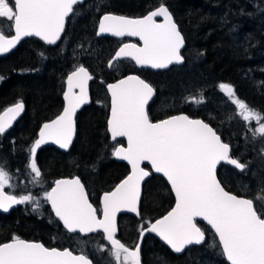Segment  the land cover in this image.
I'll list each match as a JSON object with an SVG mask.
<instances>
[{
    "label": "snow or ice",
    "instance_id": "snow-or-ice-1",
    "mask_svg": "<svg viewBox=\"0 0 264 264\" xmlns=\"http://www.w3.org/2000/svg\"><path fill=\"white\" fill-rule=\"evenodd\" d=\"M83 3L84 0H0V54L14 49L25 37H38L47 44H56L65 33L66 20L76 11L74 6ZM158 17L162 22L157 21ZM101 34L137 36L143 42L142 46L123 44L119 47L108 62L109 68H114L122 59H131L141 67L164 69L184 59L181 49L185 37L164 0L140 18L103 15L97 31V35ZM3 79L0 76V80ZM93 79L83 65L76 66L67 76L63 111L43 124L30 148L27 167L34 174L35 182L42 177L37 150L49 141L61 149L69 148L75 133L74 117L77 110L89 102L88 86ZM106 87L110 95L107 131L113 141L117 138L127 141L126 146H114L112 155L127 161L131 171L103 193L99 209L90 202L79 177L56 180L42 198L51 205L64 228L70 233L102 229L104 239L111 243L110 255L116 264H141L140 244L130 249L116 238L117 214L127 211L140 215L141 182L152 174L141 165L148 162L151 170L167 179L175 195V206L161 218L148 222L150 226L141 225V237L145 232L155 233L175 253H181L188 246L206 243V232L210 230L218 237V242L210 247H219L229 264H264V177L258 180L255 191L244 185V195L226 190L224 182L218 178V165L224 162L244 172L250 162L242 163L238 157L230 155V144L223 142L209 123L183 113L163 119L152 116L150 102H156V89L139 75H127ZM219 88L230 99L235 97L230 84L221 83ZM191 99L197 100L196 97ZM197 102H203L202 98ZM233 103L245 121L255 120L259 125L253 129L254 136L264 137V114L249 108L242 100L233 99ZM24 107L23 101H19L5 109L0 115V134L11 126ZM261 154L264 155V149ZM10 179L9 172L0 166V210L8 212L13 205L25 203H31L33 211L42 206L31 194L16 196L5 192V187H14ZM99 214L102 219L98 218ZM197 218L210 229L199 226ZM0 264L93 262L87 255H76L69 248L48 247L14 234L10 241L0 243Z\"/></svg>",
    "mask_w": 264,
    "mask_h": 264
},
{
    "label": "trees",
    "instance_id": "trees-1",
    "mask_svg": "<svg viewBox=\"0 0 264 264\" xmlns=\"http://www.w3.org/2000/svg\"><path fill=\"white\" fill-rule=\"evenodd\" d=\"M159 3L160 0H86L83 5L74 6L76 11L66 20L65 33L55 46L44 47L37 39L30 38L20 41L12 51L1 56L0 76L4 79L0 80V110L19 101H23L25 107L14 123L0 134V157L7 162H14L25 156V148L33 143L39 125L60 111L66 74L76 66L83 65L94 76L91 82L95 81L101 91L105 83L126 74L141 76L156 89V102H150L152 116L162 119L168 115L184 113L191 118L202 119L217 130L223 142L230 144V155L242 160L244 156H241L238 146L234 147L230 139L225 137L222 124L215 120L218 107L205 102L202 107L191 110L185 106L178 107L175 102L184 94L183 82L189 77L184 76L185 70L196 67L203 74L215 76V82L230 84L236 97L245 98L264 114V3L260 0H164L185 37L181 50L183 62L156 72L136 69L126 60H120L116 62L115 68H109L107 62L118 40L95 37L98 17L103 13L138 17ZM101 4L106 6L100 7ZM99 8L101 13L97 14ZM69 43L76 44L77 48L73 51L65 50ZM194 60L201 62L194 65ZM248 76L250 79L247 80ZM203 95L204 91H201V94L193 97ZM100 100L95 99L91 93L89 104L76 113L73 142L65 153L50 146L37 150V163L45 179L76 175L84 183V174L79 169L83 166L92 174L95 173L94 179L102 191L119 180L116 176L117 168L110 165L113 164L110 160L113 144L109 143L105 132L107 105ZM170 103L173 105L164 108ZM74 158L77 160L76 166L66 164L68 159L75 164ZM218 172V178L222 179L226 190L238 195L245 194L240 187V184L245 183L240 180V184H237V177L242 172L225 165H219ZM89 200L94 203L93 199ZM171 204L172 198L164 182L159 177L150 176L142 187L138 218L122 216L117 219V239L127 245L123 239L125 230L129 239L136 241L137 227L163 214ZM44 210L46 213L42 220L50 231L62 229L56 220H52L46 203ZM14 213V217L0 214V243L9 240L14 234L22 239L36 240L35 235L44 230V225L43 229L40 225L42 221H36L25 212ZM206 240L201 246L187 248L176 256L154 237L145 234L140 244V255L144 258L149 248L152 253L164 259L166 264H189L187 252L207 247L216 263L227 264L219 247H210L216 242L210 230L206 232ZM101 242L106 246L103 240ZM90 259L95 262L93 257ZM143 263L147 264V261L144 259Z\"/></svg>",
    "mask_w": 264,
    "mask_h": 264
},
{
    "label": "rangeland",
    "instance_id": "rangeland-1",
    "mask_svg": "<svg viewBox=\"0 0 264 264\" xmlns=\"http://www.w3.org/2000/svg\"><path fill=\"white\" fill-rule=\"evenodd\" d=\"M264 3V0H260ZM106 5H100V7H103ZM101 13V8L98 9L97 14ZM70 43L66 46L65 50H74L77 48L76 44L72 43L70 45V48L68 49ZM65 47V46H64ZM63 47V48H64ZM83 48V47H78ZM83 49H86L83 48ZM84 51V50H83ZM201 62L200 60H194V65ZM191 67V66H189ZM115 68V67H114ZM184 76H189L187 81L183 82L184 84V94L181 95L182 98H178V100L175 102L178 107H188L191 110H194L195 108L202 107V105L207 102L208 104H212L214 107H218V113L215 116V120L218 123L222 124L223 129L225 130V137H228L234 147L238 146V151H240L243 163L244 162H250L248 168L240 173L241 176H238L237 184L240 180H242L245 184L249 185L251 191H255L256 185L258 180L261 177H264V155L261 154V149H264V137H260L258 134L254 136L253 129H256L259 127L257 122L255 120L245 121L242 116L239 114L240 109L237 107L235 103H233V99H239L242 100L245 104L249 106V108L255 109L257 112H260L263 114L260 110L255 108L248 102L245 98H238L235 97L230 99L228 96L224 95L222 92L219 91V85L220 83L215 82L217 79L215 76L211 74H203L200 70H198L196 67H192L188 70H185ZM183 76V77H184ZM182 77V78H183ZM181 78V79H182ZM246 79H250V76L246 77ZM213 83L215 85H213ZM201 86V87H199ZM92 91L95 99H102L100 100L102 103L104 102V96L102 91L100 90V87L98 84L94 81L92 85ZM201 91H204V95L197 98L196 101H193L191 98L194 95L201 94ZM186 94H190L189 97H186ZM243 96H245L243 94ZM202 98L203 102H197ZM173 104L166 105L164 108L168 106H172ZM172 108V107H171ZM216 111V110H215ZM218 130H221L220 126H217ZM236 139V140H232ZM33 145V143H30L25 148V157L28 161L29 158H31L30 155V148ZM1 149V147H0ZM113 148L110 149V154H112ZM1 155V154H0ZM241 161V162H242ZM75 164H73L69 159L66 164L73 166L77 165V160L74 158ZM0 166H3L6 170L7 168L4 166V158L0 157ZM79 166V165H78ZM77 166V168H78ZM83 166H80L79 169L84 174V184L86 187V190L88 192V195L90 199L96 200L99 193L102 192L97 185L96 180L94 179V174L90 172L87 169H83ZM90 172V173H88ZM81 173V174H82ZM10 184L14 187H5V190L7 193L20 196V195H28L31 194L32 196L36 197L40 200V204L42 205L43 200V193L46 191L49 187L50 180H47L45 178H40L39 182H35V178L33 174H31L30 168H27L23 174L24 178L20 177L17 180V175L14 173H10ZM244 185L240 184V187L243 188ZM243 192V190H241ZM244 193V192H243ZM249 195L251 193H248ZM165 195V194H164ZM27 206H29V213L34 214L38 211L41 212L42 206L38 208L37 210L33 211V205L31 203H25ZM21 204V205H25ZM149 221H146L144 225H146ZM141 229V225L137 227V231L139 232ZM123 234L125 235V238L123 237L124 241L127 242V245H134L135 240H130L125 230L123 231ZM127 235V236H126ZM72 245L77 250L82 251V253L86 255H91L95 262L97 264H116L115 259L110 255V250L107 245L105 246L101 242V236L94 234L83 238L80 237H68ZM11 239V238H10ZM9 239V240H10ZM78 246L80 249H78ZM103 246V250H101V247ZM148 248V247H147ZM207 248V247H206ZM203 248L192 252H187L186 256L188 258L187 263L189 264H218L216 263L212 256L210 255V252L208 249ZM151 250L148 248V250L145 253V259L147 261V264H166L164 262V259L159 258L157 255L152 253Z\"/></svg>",
    "mask_w": 264,
    "mask_h": 264
},
{
    "label": "water",
    "instance_id": "water-1",
    "mask_svg": "<svg viewBox=\"0 0 264 264\" xmlns=\"http://www.w3.org/2000/svg\"><path fill=\"white\" fill-rule=\"evenodd\" d=\"M154 9H155V8H154ZM154 9H152V10H154ZM148 12H149V11H148ZM105 14L119 15V14H114V13H103V14H101V15L98 17L97 22H96V25H95V30H94V35H95V37H111V38H114V39L126 38V39H128V40H131V41H128V42H126V43H122V44H120V45L114 50L112 56H113V55L115 54V52L119 49V47H121L123 44H136V45H138V46H142V45H143V42L140 41L139 37H137V36H127V35H126V36H124V37H116V36H113V35H111V34H101V35H97L98 26H99V20H100V19L102 18V16L105 15ZM146 14H147V12H146L145 14H143L142 16H144V15H146ZM123 16H124V15H123ZM142 16H138V17H130V16H127V17L135 19V18H140V17H142ZM157 19H158V20H157L158 22H162V18H159V17H158ZM30 38H35V39H37L39 42H41V43H42L43 45H45L46 47H53V46L56 45V44H47L45 41L41 40V39L38 38V37H25V38H23L22 40H24V39H30ZM133 41H134V42H133ZM57 42H58V41H57ZM57 42H56V43H57ZM12 50H13V49H11L10 51H12ZM181 50H182V49H181ZM10 51H9V52H10ZM4 54H7V53H4ZM4 54H0V56H1V55H4ZM112 56H111V57H112ZM110 59H111V58H110ZM110 59H109V60H110ZM125 60L130 61V62L134 65L135 68L147 69V70H150V71H153V72L166 70V69L169 68L170 66H177V65L181 64V63H173V64L169 65V67L164 68V69H152V68H150V67H141V66H138V65H136L135 61H133V60H131V59H125ZM108 62H109V61H108ZM108 62H107V66H108ZM72 71H73V70H72ZM72 71H70L69 73H67L66 76H65V78H64V82H63V91H62V94H61L62 106H61V109H60V111L58 112L57 115H59V114L63 111L64 105H65V101H64V96H63V94H64V92L67 90V83H66V81H67V76H68ZM127 75H135V74H132V73H131V74H126V75H124V76H121V77H119V78L113 80L112 82H109V83H115L117 80L122 79V78H124V77L127 76ZM107 84H108V83H106L105 86H104V90H105L106 96H107V98H108V102H107V116H106V119H105V131H106V134H107V136H108V141H109V143H112V142H114V141L112 140L110 133L107 131V120H108L109 115H110V95H109L108 92H107V87H106ZM77 91H78V90H77ZM219 91L222 92L224 95L227 96V94H226L223 90H221L220 88H219ZM88 103H89V102H88ZM88 103L82 105V106L77 110V112H78L81 108L87 106ZM14 104H15V103H14ZM14 104L9 105V106L3 108V109L0 111V115H2V114L4 113L5 109H7V108L13 106ZM21 113H22V112H21ZM21 113H20V114H21ZM179 114H181V113H177V114H173V115H179ZM183 114H184V113H183ZM57 115H55V116H54L53 118H51L50 120H47V121L42 122V123L39 125V127H38V129H37V131H36V136H35L34 141L39 137V131H40V128L43 126V124H44V123H47V122H49V121H51V120H53V119H55ZM19 116H20V115H19ZM19 116H17L14 120H12L11 125L14 123V121H15ZM162 119H163V118H162ZM193 119H199V118H193ZM7 129H8V128H7ZM7 129H6V130H7ZM117 139H121V140L123 141V145L126 146V144H127L126 138H117ZM34 141H33V143H34ZM117 145H119V144H117ZM117 145H115V146H117ZM43 146H50V147H53L54 149H56L57 151H60V152H62V153H64V152L67 151V149H61V148L59 147V145L54 144V143H52L51 141H49V142H47V143L41 145V147H43ZM41 147H40V148H41ZM69 147H70V146H69ZM113 148H114V147H113ZM112 152H113V150H112ZM111 156H112V158H113L114 160L119 161V162H122V163H124V164L127 165V167H128V173L125 175V176H127V175L129 174V172L131 171V166L128 164V162H127V161H124V160H121V159H119V158H117V157H114L112 154H111ZM221 165H225V166H227V167H229V168H232V169L236 170L237 172H241L240 170L235 169L234 166H232V165H228V164H226V163H224V162H222ZM141 166H142V167H145L146 170H150V171H152V174H151L150 176H156V177H159V178L164 182V184L166 185L167 190H168V192H169V194H170V196H171V198H172V204H171V206H170V207H169V208H168L163 214H161L160 216H158V217L154 218L153 220L149 221V222H154L156 219H159V218H161L163 215L167 214V212L170 211L171 208L175 206V195H174V193L171 192V187H170V184L167 182V179H166L165 177H163L162 174H160V173H155L153 170H151V165H150L148 162H143ZM218 166H219V165H218ZM125 176H124V177H125ZM150 176H149V177H146V178L141 182V186H142V184H143L148 178H150ZM74 177H77V176H70V177H60V178H56V179H54V180L51 182V184H50L48 190H49V191L51 190V187L54 186V182H55L56 180H59V179H72V178H74ZM124 177H123V178H124ZM123 178H122V179H123ZM122 179H121V180H122ZM117 183H119V182H117ZM117 183H116V184H117ZM116 184H115V185H116ZM115 185H114V186H115ZM114 186H113V187H114ZM113 187H112V188H113ZM112 188H111V189H112ZM111 189H110V190H111ZM103 193H104V192H102V193L99 195V197H98V209L101 207V200H102ZM15 206H16V205H13L12 208H14ZM47 206H48V208H49V211H50L51 215L57 220V222H58V224L61 226V228H62L64 231H66L67 233H69V234H74V233H70V232H68V231L64 228L62 222L59 221V219L55 216L54 212L52 211V209H51V205L47 203ZM0 213H6V212H4L3 210H0ZM121 215H123V216H124V215H125V216H129V217H132V218H134V219H137V218H138V215H136L135 213H131V212H127V211H122V212L118 213V214H117V218H118V216H121ZM98 218H101V219H102V214H99ZM197 222H199V223L205 225L206 227H208V229H210V226H207L206 222L202 221L201 218H197ZM145 226H150V223H147ZM210 232L213 234V236H214L216 242H218V237H215V234H214L213 231H210ZM95 233H99V234L101 235L102 240L104 241V243H105L108 247H110V248L112 247V246H111V243H110L109 241H107L106 239H104L105 234L103 233V230H102V229H98L97 231L92 232V233H79V232H77L76 234H78L79 236L83 237V236H88V235H92V234H95ZM145 234H149V235H151L152 237H154V238H155V239H156L161 245H163V246H164V247H165L170 253H172V254H174V255H176V256H179V255H181V254L183 253V252H181V253H175V252L170 248V246H168V245H167V244H166V243H165V242H164V241H163L158 235H156L155 233L145 232L144 235H145ZM144 235H143V236H144ZM116 236H117V232H116ZM116 238H117V237H116ZM142 238H143V237L140 236V231H139V232H138V235H137V240H136L134 246H133L132 248H131V247H129V248H130V249H134V247H135V245H136L137 243L141 244V240H142ZM8 241H10V240H8ZM8 241H5V242H8ZM29 241H31V240H29ZM2 243H4V242H2ZM201 245H202V244H201ZM201 245H191V246L186 247L185 249L190 248V247H199V246H201ZM79 254H80V253H76V255H79ZM222 257H223L224 261H225L227 264H229V262L226 260V258H225L223 255H222Z\"/></svg>",
    "mask_w": 264,
    "mask_h": 264
},
{
    "label": "flooded vegetation",
    "instance_id": "flooded-vegetation-1",
    "mask_svg": "<svg viewBox=\"0 0 264 264\" xmlns=\"http://www.w3.org/2000/svg\"><path fill=\"white\" fill-rule=\"evenodd\" d=\"M86 0H84V2H85ZM77 6H79V5H77ZM157 7V6H156ZM156 7H154V8H156ZM154 8H152V9H154ZM152 9H150L149 11H151ZM158 20V19H157ZM5 27H7V24L5 23ZM24 40H26V39H24ZM118 40V44H117V46H116V48L120 45V44H122V43H126V42H128V41H131V40H128V39H126V38H121V39H117ZM22 41V40H21ZM38 41V40H37ZM134 42V41H133ZM41 43V42H40ZM18 45V44H17ZM41 45H43L42 43H41ZM44 47H46L45 45H43ZM115 48V49H116ZM114 49V50H115ZM183 49V48H182ZM5 55V54H4ZM1 56H3V55H1ZM0 56V57H1ZM122 60H125V59H122ZM126 61H128V60H126ZM128 62H130V61H128ZM131 63V62H130ZM131 65L134 67V65L131 63ZM135 68V67H134ZM136 69H138V68H136ZM139 69H142V68H139ZM107 83H109V82H107ZM106 84V83H105ZM105 84L103 85V96H104V102H105V104L107 105V102H108V98H107V96H106V93H105V90H104V86H105ZM92 85H93V83L91 82V81H89V99H90V96H91V93L93 94V91H92ZM82 109V108H81ZM80 111V110H79ZM77 113V112H76ZM106 116H107V114H106ZM75 118V117H74ZM106 132V131H105ZM107 135V134H106ZM108 137V136H107ZM112 144H113V146H115V145H117V144H123V141L121 140V139H117L116 141H114V142H112ZM68 150V149H67ZM65 153V152H64ZM30 159L31 158H29V160L27 161L26 160V157L24 156V157H19V159H17V161H14V162H12L11 160H9V162H7L6 160H4V166L7 168V171L8 172H10V173H14V174H16L17 176L20 174L21 175V178L18 176L17 177V180L20 178V179H23L24 178V174H23V172L27 169V168H29V167H27V165L30 163ZM110 160L112 161V163L113 164H110V165H115V167L117 168V170H118V173H117V175L116 176H118L119 177V180L117 181V182H119L127 173H128V167H127V165L126 164H124V163H122V162H119V161H116V160H114L113 158H112V156L110 157ZM240 161H242L241 159H240ZM242 163H243V161H242ZM145 168V167H144ZM32 174V173H31ZM33 176H34V174H33ZM71 176H76V175H71ZM77 177H79V176H77ZM41 178H44V176L42 175V177ZM80 178V177H79ZM54 179H52V180H50V182H52ZM116 182V183H117ZM115 183V184H116ZM145 183V182H144ZM144 183L142 184V186H141V191H142V187H143V185H144ZM49 184H51V183H49ZM114 184V185H115ZM113 185V186H114ZM50 186V185H49ZM112 186V187H113ZM112 187H110V188H108L107 190H105V191H102V192H106V191H109ZM49 188V187H48ZM5 190V189H4ZM48 190V189H47ZM5 192H7L6 190H5ZM101 192V193H102ZM101 193H99L98 194V196H97V198H96V200H93L94 201V203H92L93 204V206L94 207H96V208H98V197H99V195L101 194ZM90 199V198H89ZM44 200H42V202H43ZM46 203V206H47V202H45ZM45 203H42V209H41V212L40 211H38V214L37 213H34V214H30L29 213V206H27L26 204L25 205H21V204H18V205H16L14 208H11L8 212H6V213H0L1 215H6L7 217H14L15 216V213H14V211H16L17 213L18 212H25L26 214H28L29 216H33L34 218H35V220L36 221H42V222H40V225H41V228L43 229V225H44V230L42 231V233H37L36 235H35V237H36V240H31V241H36V242H41V243H43L45 246H48V247H58V248H61V249H63V248H69L70 250H72L73 252H74V254H76V253H82V251H79V250H77V248H75V247H73V246H76V245H72V243L70 242V240H69V238L68 237H80V238H85V237H87V236H83V237H81V236H79L78 234H76V233H74V234H69V233H67L66 231H64L63 229H59V228H57L56 230L57 231H54V232H51L50 231V229L48 228L49 226L45 223V221L44 220H42V216H43V214H45L46 212H45V210H44V204ZM48 207V206H47ZM49 209V208H48ZM50 215H51V213H50ZM123 215H121V216H118V218L119 217H122ZM125 216V215H124ZM51 217H52V220H56L52 215H51ZM51 217L49 216V214H48V218H50L51 219ZM125 217H129V216H125ZM117 218V219H118ZM132 218V217H131ZM57 221V220H56ZM61 227V226H60ZM141 230V229H140ZM95 234H98V235H100L99 233H95ZM92 235H94V234H92ZM88 236H90V235H88ZM101 236V235H100ZM101 239H102V237H101ZM135 244V243H134ZM128 247H133L134 245H127ZM78 249H80V247L78 246ZM141 250V249H140ZM84 254V253H83ZM86 255V254H85ZM87 256H89L88 258L90 259V257H92L91 255H87ZM140 257H141V255H140ZM90 260H92V259H90ZM93 261V260H92ZM144 262V259L141 257V264H144L143 263ZM93 264H97V263H95L94 261H93Z\"/></svg>",
    "mask_w": 264,
    "mask_h": 264
}]
</instances>
